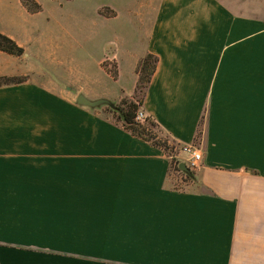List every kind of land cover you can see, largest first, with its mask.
Listing matches in <instances>:
<instances>
[{
    "label": "crops",
    "instance_id": "1",
    "mask_svg": "<svg viewBox=\"0 0 264 264\" xmlns=\"http://www.w3.org/2000/svg\"><path fill=\"white\" fill-rule=\"evenodd\" d=\"M96 1L110 54L75 96L0 51V78L29 77L0 87V264H264V15L246 12L264 0ZM0 32L37 57L27 28ZM149 55L142 112L197 147L190 177L107 105H77L132 99Z\"/></svg>",
    "mask_w": 264,
    "mask_h": 264
},
{
    "label": "rangeland",
    "instance_id": "2",
    "mask_svg": "<svg viewBox=\"0 0 264 264\" xmlns=\"http://www.w3.org/2000/svg\"><path fill=\"white\" fill-rule=\"evenodd\" d=\"M21 2H23V0H0V21L3 24L9 25L13 30L27 28L29 35H32L33 41L30 42L31 54L37 57L32 60L27 55L28 53L25 52L26 54L22 55V58H20L22 66L35 65L34 67L40 70L43 78L51 81L53 79L54 82L60 85L70 86V90L74 96L76 95L75 93L78 92L76 85L77 81L81 79L87 80L88 78L98 79V77L102 76L99 61L102 56L110 54L111 45L110 43H104L107 41L110 42V36L104 38L100 36V33L103 31L102 29H104L105 22L101 21L102 18H100L97 8L98 1L70 0L64 1V3L60 2V5H58L54 0H39L40 4L36 2V0H25L24 5L31 13L38 12L42 5V11L38 13V15L33 16H28L26 14L24 9H22ZM39 7L40 9H38ZM52 12L59 13L60 25H56L49 20ZM246 12L264 15V9H247ZM62 14H64V17L61 16ZM49 34H53L49 42L54 41L53 45L55 48L52 51L53 55L46 56L44 55L45 51L39 53V50L41 45L46 44ZM106 63L104 67H107L106 65H108L109 62L107 61ZM106 71L112 77H116L113 68H106ZM143 92L144 90L136 89L135 95L133 96L134 100L141 101ZM128 99L129 98H125L123 100ZM141 111L142 109H140L139 113ZM103 113L114 122L119 120L110 109V106L104 108ZM136 121L143 123L144 127L153 130L160 141H165L167 143L169 149L165 151L169 157H171L172 171H180V164L182 163L187 165L186 160L180 155L181 152L174 149L172 144H169V140L162 136L159 129L150 126L145 118L136 119ZM169 151L173 153V156H171Z\"/></svg>",
    "mask_w": 264,
    "mask_h": 264
},
{
    "label": "trees",
    "instance_id": "3",
    "mask_svg": "<svg viewBox=\"0 0 264 264\" xmlns=\"http://www.w3.org/2000/svg\"><path fill=\"white\" fill-rule=\"evenodd\" d=\"M24 2L25 0H23V3ZM38 9H40V7ZM0 51H4L6 53L18 56L23 55L25 52L24 49L19 47L14 40L2 34L1 32ZM157 61L158 60L156 57L149 55L140 63L138 69V73L140 76L139 84L137 87L138 90H144L145 92L147 85L155 72ZM27 80V78H0V87L20 84L26 82ZM142 103L143 97L141 101L134 100L133 98L123 100L119 104L112 103L110 109L118 117L119 121L123 123L127 131H129L133 136L141 140L151 142L153 145L163 148L167 151L169 148L165 141H160V139L157 138V135L153 132V130H150L148 127H144L143 123H139L136 121V119H138V113L142 107ZM145 119L149 122L150 126L158 129L157 124L152 119ZM169 153L171 154V156H173V153L171 151H169ZM191 174V172L188 173V176L190 177Z\"/></svg>",
    "mask_w": 264,
    "mask_h": 264
},
{
    "label": "built area",
    "instance_id": "4",
    "mask_svg": "<svg viewBox=\"0 0 264 264\" xmlns=\"http://www.w3.org/2000/svg\"><path fill=\"white\" fill-rule=\"evenodd\" d=\"M146 118L144 113L141 111L139 113L138 119ZM172 147L176 150H179L181 153L186 154L189 156V159L186 161L187 166L189 167L190 171L195 169L199 166L200 162L202 161V154L199 152L195 145H174Z\"/></svg>",
    "mask_w": 264,
    "mask_h": 264
},
{
    "label": "water",
    "instance_id": "5",
    "mask_svg": "<svg viewBox=\"0 0 264 264\" xmlns=\"http://www.w3.org/2000/svg\"><path fill=\"white\" fill-rule=\"evenodd\" d=\"M77 105L95 109V108H99V107H102L105 105L111 106L112 103L106 99L91 100V99H88L83 94H81V95H79V97L77 99ZM180 169L185 173L191 172L189 167L185 163L180 164Z\"/></svg>",
    "mask_w": 264,
    "mask_h": 264
}]
</instances>
